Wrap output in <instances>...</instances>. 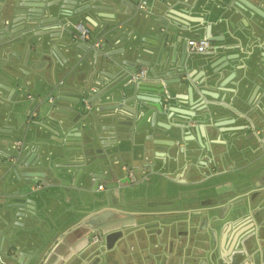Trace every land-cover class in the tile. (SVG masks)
I'll use <instances>...</instances> for the list:
<instances>
[{
	"label": "crops",
	"instance_id": "1",
	"mask_svg": "<svg viewBox=\"0 0 264 264\" xmlns=\"http://www.w3.org/2000/svg\"><path fill=\"white\" fill-rule=\"evenodd\" d=\"M176 1L169 0L172 3L169 10L178 13L182 9L185 12L179 14L190 20L189 29L183 30L182 35L186 39L207 37L210 30V36L217 38L212 45H219L215 54L210 53L211 49L189 53L191 78H199L202 71L211 74L226 62L244 65L248 52L252 63L260 68L258 77L249 74L251 80L246 82L241 103L229 93L241 70H235L232 77L234 69L227 65L217 82L214 79L206 82L207 91L216 99L206 96L204 100L219 103V114L212 123L218 124L219 130L239 128L236 131L239 139L231 140L224 131H219V136H207L208 120L193 117L182 134L172 133L160 139H175L180 147L194 146L196 151L186 153L190 156L187 162L179 154L177 164H163L164 148L147 141V151L143 152L137 145L142 142L141 136L135 137L132 152L118 154L116 159L128 165L139 181L127 184L115 177L113 184H106L121 197V206L112 204L114 208H110L122 210L117 221L96 229L78 225L77 221L98 211L103 202L92 203L91 193L79 194L75 189H69L64 200L58 196L57 187H47L41 193L46 209L44 222L32 227L23 221V227L18 229L20 237L10 249L11 256L17 258L19 251L34 250L35 264H103L107 263L108 254L111 259L123 257L124 264H200L206 257L201 251L207 247L203 243L209 224L206 212L208 215L223 212L232 200L246 193L249 208L232 221L228 218L221 221L223 226L212 245L213 254L219 258V264H264V112L243 114L249 108L246 101L250 105H264V16L242 4L255 5L264 13V0H180L186 2L184 5ZM139 4L144 6L141 10L154 12L153 17L166 18L165 11L156 10L152 0H141ZM226 57L230 59L227 61ZM88 71L91 72L83 61L72 75L65 77L63 90H72V85L86 77ZM258 85L260 88L256 91ZM193 98H197L196 93ZM171 103L177 104L173 100ZM197 105L186 103L179 107L187 113L198 114L194 109ZM238 107L241 112L233 110ZM192 165L197 166L198 172L191 169ZM112 179L107 177L108 181ZM142 184L155 187L154 192L128 198L121 193L123 187ZM104 191L111 193L105 188L100 190ZM217 204L221 207L212 210ZM197 211L201 214L194 215ZM93 234L98 235L97 242H92ZM122 243L127 244L124 251ZM16 258L11 257L10 261L21 264Z\"/></svg>",
	"mask_w": 264,
	"mask_h": 264
},
{
	"label": "water",
	"instance_id": "2",
	"mask_svg": "<svg viewBox=\"0 0 264 264\" xmlns=\"http://www.w3.org/2000/svg\"><path fill=\"white\" fill-rule=\"evenodd\" d=\"M152 1L156 10L165 11L166 18L153 17L151 10H141L138 7L141 0H28L24 6L29 17L13 21L9 30L11 34L20 31L23 27L17 28L16 25H23L25 21L32 25V29L41 26L42 34L33 32L31 36H44L47 50L58 51L61 65L66 63V56L78 57V65L84 61L91 70L87 75L95 78L96 89L90 94L86 77H83L72 85V90L63 91L58 96L64 105L56 110L60 115L57 129H49L52 136L42 142H33L25 151L16 154L13 177L3 184L0 194V250L5 242H13L20 237L18 229L23 227V221L35 219V205H44L40 190L42 184H46V188L57 187L59 191L75 189L79 194L97 193V185L106 175L113 178L110 183L123 175L115 168L116 156L130 154L137 136L142 138L137 145L143 152L147 151V141L165 149L161 155L163 164H177L179 154L187 162L190 156L186 153L196 151L194 146L180 147L178 140L160 139L172 133L182 134L193 117L208 120L207 136H219V131H224L231 140L239 139L236 134L239 128L219 130V125L212 123L219 114V103L204 100L206 96L216 99L207 91L206 82L212 79L217 82L227 65L234 69L232 77H235V70H241L242 74L232 82L233 89L229 90L241 103L246 82L251 80L249 74L255 77L260 74L258 65L250 60L251 52L247 53L244 65L226 62L221 68L213 69L211 74L202 71L199 78H191L188 66L190 52L187 39L182 35L183 30L189 29L190 20L179 14L185 12L182 9L178 13L169 10L172 4L169 0ZM176 3L186 4L180 0ZM242 4L264 16L255 5ZM4 9L5 0H0V13ZM77 27L86 30L87 38L75 37ZM207 37L211 42L217 41L210 36V30ZM10 45L9 42L0 46L1 62L6 60ZM210 49V53H218L219 45H212ZM141 68L146 69V75L142 79L135 78V73ZM0 70L11 75L9 70ZM259 88L260 85L256 86V91ZM193 93L197 94L196 99ZM85 97L92 107L91 112L84 108ZM172 100L179 105L198 104L194 107L198 114L183 111L179 105L171 103ZM245 104L249 107L243 111L246 116L251 112H264L262 104L250 105L247 101ZM241 107L233 110L241 112ZM5 142L6 138L0 131V148H4ZM213 143L219 144V141ZM191 169L198 172L196 165ZM49 180L53 181L49 183ZM105 201V195L98 197L93 194L90 199L96 204ZM248 202V195L244 193L232 200L223 212L210 215L206 212L209 224L203 243L207 247L201 249L206 257L200 264H215L212 245L219 237L223 226L221 221L238 218L249 208ZM220 207L217 204L211 209ZM108 210L112 214L115 212L114 209ZM193 214L200 215L201 211ZM12 247L8 248L7 254ZM34 257V250L19 251L16 261L30 264Z\"/></svg>",
	"mask_w": 264,
	"mask_h": 264
},
{
	"label": "flooded vegetation",
	"instance_id": "3",
	"mask_svg": "<svg viewBox=\"0 0 264 264\" xmlns=\"http://www.w3.org/2000/svg\"><path fill=\"white\" fill-rule=\"evenodd\" d=\"M27 2L28 0H5V9L0 13V46L11 43L10 49L7 50L6 60L2 62L0 60V69L4 68L11 73V75L3 74L0 70V131L6 138L4 148H0V194L3 184L13 177L12 168L14 164H17L16 154L25 151L33 142L47 140L52 136L49 129H57V120L60 115L56 113V110L61 107L58 96L64 91L63 87L67 82L65 77L72 75L78 67V57L68 58L66 56V63L61 65L62 60L57 55L58 51L47 50L44 36H31L33 32L42 34L41 26L32 29V25L24 20L23 25H16L17 28L23 27L20 31L9 33L15 19L29 17L24 6ZM16 9H19V12H16ZM86 83L89 89L94 86L96 88L93 76L87 75ZM45 107L47 109L42 110ZM91 109L89 106L86 110ZM16 142H18V147H15ZM115 163V168L123 173L117 179L130 184L127 169H132L119 159H115ZM123 166L126 170H123ZM142 167L146 168V166ZM107 177L108 175L100 180L97 185L98 192L91 194L98 197L105 195L106 201L100 205L98 211L77 221L78 225L96 229L118 220L122 210L116 208L117 210L112 214L108 209L112 207V204L121 206V197L111 192V188H107L106 184L110 183ZM45 185L42 184L41 191L46 188ZM99 185H102V190L105 188L111 193L100 192ZM66 192L62 189L58 196L65 200ZM34 210L36 217L28 223L29 226L38 227L44 222L43 216L46 209L43 204L38 203ZM110 216L113 217L109 218ZM213 257L215 264H219V258L214 254Z\"/></svg>",
	"mask_w": 264,
	"mask_h": 264
},
{
	"label": "built area",
	"instance_id": "4",
	"mask_svg": "<svg viewBox=\"0 0 264 264\" xmlns=\"http://www.w3.org/2000/svg\"><path fill=\"white\" fill-rule=\"evenodd\" d=\"M138 7L140 9H142L144 6L143 4H138ZM76 38H81V39H85L87 38V32L84 28L82 27H77V32H76ZM187 50L190 53H204L206 51H208L211 47H212V43L211 41L207 38V37H195V38H189L187 39ZM94 45H97V43H94ZM146 75V69L145 68H141L140 70H138L135 73V78H143ZM95 87H91L89 89V93L92 94L95 91ZM87 98H84V108L88 109L90 104L87 102L86 100ZM15 147H18V142L15 143ZM123 170H126V167H122ZM144 173V170H142V174ZM127 178H128V182L130 184H135L139 181V178L137 177V175L132 171L127 169ZM99 189L102 188V185L98 186ZM91 240L92 242H97L99 240V237L97 234H93L91 236ZM2 264V263H0Z\"/></svg>",
	"mask_w": 264,
	"mask_h": 264
},
{
	"label": "rangeland",
	"instance_id": "5",
	"mask_svg": "<svg viewBox=\"0 0 264 264\" xmlns=\"http://www.w3.org/2000/svg\"><path fill=\"white\" fill-rule=\"evenodd\" d=\"M46 109H47V107H45L42 110L45 111ZM154 189H155V187L154 188L153 187L150 188V186H147V185H144V184H142L140 186L139 185H133V186H127V187L121 188V193L123 194V196H125V198H128V197H133L135 194L142 195V194H145L146 192L151 194V192H154ZM126 245H127L126 243H124V244L122 243L121 244L122 251H124ZM10 246H15V243L14 242H5L4 243L2 249L0 250V263H2V264H16V263L10 261L11 254H7V249ZM128 251H130V250H128ZM106 260H107V263H103V264H124V258L123 257H118V258L111 259L110 255L108 254ZM35 261L36 260H33L31 264H35L36 263Z\"/></svg>",
	"mask_w": 264,
	"mask_h": 264
}]
</instances>
